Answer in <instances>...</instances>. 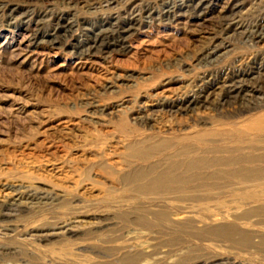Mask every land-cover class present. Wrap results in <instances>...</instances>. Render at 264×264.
<instances>
[{"label": "rangeland", "instance_id": "374dc122", "mask_svg": "<svg viewBox=\"0 0 264 264\" xmlns=\"http://www.w3.org/2000/svg\"><path fill=\"white\" fill-rule=\"evenodd\" d=\"M189 1L0 0V264H264V0Z\"/></svg>", "mask_w": 264, "mask_h": 264}, {"label": "bare ground", "instance_id": "6f19581e", "mask_svg": "<svg viewBox=\"0 0 264 264\" xmlns=\"http://www.w3.org/2000/svg\"><path fill=\"white\" fill-rule=\"evenodd\" d=\"M192 2H194V0H190L189 1V4L191 3L192 4ZM11 12V11H10ZM232 23H228L227 25H226V31H228V32H233V34H237V35H242L244 32H241L240 30V27H238L236 24L235 25H233ZM264 28V27H263ZM245 33H247V32H245ZM248 34H249V40H250V42L252 43V44H255V45H257V44H262V42L264 41V31H263V29H259V30H257V31H252V32H248ZM212 48V47H211ZM215 54V52H212L210 55H214ZM217 56H219V55H217ZM254 75V74H253ZM256 76L258 77V78H260V79H263L264 80V70L263 71H260V68H259V71L258 72H256ZM263 85V84H262ZM263 90H264V88H263ZM248 94V93H247ZM250 95V94H249ZM207 97V96H206ZM243 97H245V94H244V92H243ZM247 97V96H246ZM248 99V98H247ZM258 99H261V98H258ZM186 107V106H185ZM188 109V108H187ZM262 120V119H261ZM259 123V122H258ZM262 128V127H261ZM137 153V152H136ZM138 154V153H137ZM260 172V171H259ZM254 174H255V172H254ZM201 180V179H200Z\"/></svg>", "mask_w": 264, "mask_h": 264}]
</instances>
